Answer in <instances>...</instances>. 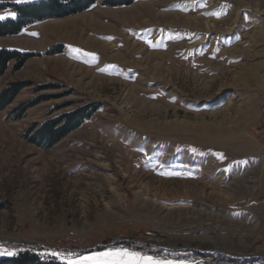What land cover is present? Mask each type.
<instances>
[{
	"label": "rangeland",
	"instance_id": "374dc122",
	"mask_svg": "<svg viewBox=\"0 0 264 264\" xmlns=\"http://www.w3.org/2000/svg\"><path fill=\"white\" fill-rule=\"evenodd\" d=\"M105 2L0 37V49L33 55L0 78V93L23 86L0 111V244L264 264V0ZM143 4L192 22L124 13ZM88 105L100 110L61 142L36 140L45 122Z\"/></svg>",
	"mask_w": 264,
	"mask_h": 264
},
{
	"label": "trees",
	"instance_id": "16d2710c",
	"mask_svg": "<svg viewBox=\"0 0 264 264\" xmlns=\"http://www.w3.org/2000/svg\"><path fill=\"white\" fill-rule=\"evenodd\" d=\"M98 0H36L20 5H0V14L6 11L16 13L15 19L11 17L0 20V37L19 36L24 30L36 23L62 19L89 11ZM133 0H106V5L130 6ZM33 58L30 53L17 50L0 49V78L6 73L10 65L18 71L26 62ZM23 86L13 85L0 93V111L14 103ZM52 99V98H51ZM50 100V97H41L36 101L24 104L15 111L17 119L33 107ZM70 105L59 106L53 112L62 110ZM100 110L98 105H88L72 112L62 114L55 119L47 121L40 129H36V140L41 146L53 147L69 134L80 129L86 122ZM36 143V141H35ZM38 143V144H39ZM0 264H60L59 261L45 259L39 252L24 251L16 257H2Z\"/></svg>",
	"mask_w": 264,
	"mask_h": 264
},
{
	"label": "snow or ice",
	"instance_id": "6c2138e0",
	"mask_svg": "<svg viewBox=\"0 0 264 264\" xmlns=\"http://www.w3.org/2000/svg\"><path fill=\"white\" fill-rule=\"evenodd\" d=\"M15 3L26 2V0H14ZM211 15L220 18L222 13L213 12ZM11 17L15 19L16 13L12 11H6L3 14H0V20ZM32 35H36L32 33ZM108 39H111L109 37ZM148 43L151 45L152 41L149 40ZM154 46V45H153ZM75 52H79V49H73ZM95 59V57H93ZM179 150V149H178ZM194 154L202 155V153H197V150L193 148L191 150ZM218 159L223 161L225 156L223 153H213ZM239 163L246 164L247 161H241ZM231 168H226L224 171H230ZM166 175H180V173H165ZM23 251L21 249H10L0 244V257H16ZM45 259H50L52 261H59L60 264H185L182 260H173L160 258L154 255L144 254L140 251L130 250L126 247H115L107 248L103 251L91 252L88 254H80L72 251H62V250H52L44 251L39 253Z\"/></svg>",
	"mask_w": 264,
	"mask_h": 264
},
{
	"label": "bare ground",
	"instance_id": "6f19581e",
	"mask_svg": "<svg viewBox=\"0 0 264 264\" xmlns=\"http://www.w3.org/2000/svg\"><path fill=\"white\" fill-rule=\"evenodd\" d=\"M263 6V5H262ZM153 6L152 5H149V4H143L141 6H138L136 8H133L131 10H127L125 11L124 13L129 15V18L131 19V21L135 22V21H138V20H142V19H147V18H156V19H160V20H168V19H174L176 21H180V20H186L187 22L191 23L192 20L188 19V18H185L179 14H169V15H162V14H157L153 11ZM143 10V11H142ZM115 15V14H114ZM119 15V14H118ZM123 15V14H122ZM126 15V16H127ZM115 17H118V16H114ZM121 17V15H120ZM85 18V17H84ZM117 20L116 21H120V19L116 18ZM128 19V18H127ZM86 20V18L84 19ZM121 22V21H120ZM127 22V21H126ZM129 22V21H128ZM60 25V24H59ZM90 25L92 26H95L96 29H98L100 26H101V23L99 22V20H97L96 18H91L90 19ZM104 26V24L102 25ZM212 26V25H210ZM108 27V26H107ZM106 29V28H105ZM109 29V28H107ZM78 30V29H77ZM76 30V31H77ZM104 30V29H103ZM65 34H68V35H73L72 33L70 32H66ZM93 41V40H92ZM91 41V42H92ZM96 43L99 44L98 41H95ZM94 43V42H93ZM95 45V44H94ZM239 117V116H238ZM230 128V127H229ZM255 229V228H254ZM252 235V234H251Z\"/></svg>",
	"mask_w": 264,
	"mask_h": 264
},
{
	"label": "built area",
	"instance_id": "2783aa9c",
	"mask_svg": "<svg viewBox=\"0 0 264 264\" xmlns=\"http://www.w3.org/2000/svg\"><path fill=\"white\" fill-rule=\"evenodd\" d=\"M260 104L262 105V113L259 121L258 129L256 131V140L261 150L263 151V159L264 160V88L260 92L258 97Z\"/></svg>",
	"mask_w": 264,
	"mask_h": 264
}]
</instances>
